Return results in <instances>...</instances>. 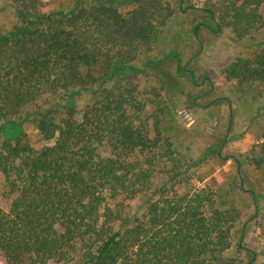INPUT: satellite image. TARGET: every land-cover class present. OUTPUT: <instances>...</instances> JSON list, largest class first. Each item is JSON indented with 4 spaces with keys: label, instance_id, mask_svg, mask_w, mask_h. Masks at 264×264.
Masks as SVG:
<instances>
[{
    "label": "trees",
    "instance_id": "16d2710c",
    "mask_svg": "<svg viewBox=\"0 0 264 264\" xmlns=\"http://www.w3.org/2000/svg\"><path fill=\"white\" fill-rule=\"evenodd\" d=\"M11 1L19 24L0 33L1 264L69 262L77 247L78 264H242L226 254L239 212L216 207L214 190L162 136V110H148L161 84H141L149 75L135 61L176 12H201L196 38L201 30L230 29L239 39L264 30V0H76L68 12ZM258 47L234 61L231 76L262 94ZM172 56L176 74L194 81ZM84 91L93 102L78 111ZM31 115L38 146L18 131ZM262 139L256 167L264 165ZM155 178L143 214L128 218L122 202L146 196Z\"/></svg>",
    "mask_w": 264,
    "mask_h": 264
},
{
    "label": "rangeland",
    "instance_id": "374dc122",
    "mask_svg": "<svg viewBox=\"0 0 264 264\" xmlns=\"http://www.w3.org/2000/svg\"><path fill=\"white\" fill-rule=\"evenodd\" d=\"M42 1L44 12H68L76 3V0ZM204 1L188 0V3L202 7ZM201 20L203 16L198 11L176 12L152 50L139 56L135 65L147 68L149 78H141V84L147 81L161 84L160 97L148 110H162V136L171 141L180 156L194 165L196 174L214 190L215 206L234 207L240 214L226 254L238 258L242 264L251 258V264H264V165L256 167L252 163L253 150L263 141L264 92L261 94L256 85L241 84L231 76L235 60L252 56L258 46L264 45V30L243 39L230 29L218 34L201 30L200 38H196L192 27ZM18 24L12 1L0 0V33ZM172 51L178 52L182 65L193 71L194 81L176 74ZM150 60L154 64L148 66ZM92 102L93 96L88 91L75 97L78 111ZM52 103L60 105L63 101L58 98ZM32 117L22 119L18 131L38 146L41 139ZM158 181L159 178L153 180L146 196L122 202L128 218L143 214ZM0 205L6 207V202L0 199ZM80 251L77 247L69 262L51 264H78Z\"/></svg>",
    "mask_w": 264,
    "mask_h": 264
}]
</instances>
